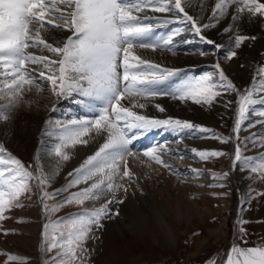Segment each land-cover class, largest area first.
<instances>
[{
	"label": "snow or ice",
	"instance_id": "obj_1",
	"mask_svg": "<svg viewBox=\"0 0 264 264\" xmlns=\"http://www.w3.org/2000/svg\"><path fill=\"white\" fill-rule=\"evenodd\" d=\"M186 4L187 0H0V101H3L0 103V120L8 121L11 110L22 102L32 103L26 99V92L35 88L40 93L46 87L57 99L78 97L77 104L96 113L90 119L73 118L63 123L46 121L44 135L56 139L50 154L58 158L49 172H45L39 152L34 158L33 172V165L26 167L0 144V154L6 153V157L0 158V165H4L0 168V220L6 218L5 211L18 206L19 197L29 190V182L35 180L41 190L40 198L47 218L43 225L41 249L45 256L55 252L44 264H89L88 241L97 238L95 232L103 227V220L118 215L109 205L123 203L122 199L117 200V193L121 189L126 192L127 188L118 181L132 180L134 174L129 168V158L138 159L141 155L133 150V141L143 133L158 128L175 133L187 130L189 135L192 132L211 133L212 138L228 142V138L189 121L154 119L138 114L134 109L145 108V102L161 95L182 102L190 100L198 105H211L217 97L235 92L238 100L234 132L239 139L242 125L254 110L253 106L264 105V65L257 67L251 86L244 90L238 89L225 75L219 62L214 65L215 76L213 73L187 76L172 91L159 90L168 77L178 74L177 71L143 59L135 49L155 51L164 48L171 51L173 37L184 29H177L167 38L152 42L153 29L169 21L153 24L154 17H141L139 13L149 9L153 13H174L177 19L183 14L181 23L190 24V29L208 44L214 42L206 40L202 29L214 27L211 21L219 22L228 16L233 6L230 16L233 22L245 12L250 16H264L262 0H216L210 22L200 24L198 18L185 11ZM230 30L232 25L224 29L225 32ZM50 32L68 35L54 37L53 43L45 35ZM246 39L247 36L236 34L234 48L239 49ZM220 47L216 45V51ZM236 56L237 52L233 50L224 58L231 61ZM122 101H128L131 106ZM156 107L160 112L165 110L159 105ZM52 111H56L55 105ZM257 115L264 117V111ZM260 122L264 123V120ZM93 131L103 137L99 149L69 173L72 179L65 188L48 192L47 188L61 164L70 159L66 149L87 144L83 138ZM165 151L162 146L146 149L142 155L147 161L141 163L151 167L154 162L179 178L180 173H172L171 166L163 160ZM192 151L201 161L224 155L220 151ZM235 162H240L241 170L258 173L264 180V156L255 162L249 157L242 159L241 148L237 145ZM196 175L198 177L199 173ZM81 184L86 186L78 188ZM74 187L78 190L64 200L47 202L56 201L58 196ZM87 201H92V206L83 208ZM67 205L80 206L82 210L71 217L52 218ZM240 232L244 233L245 229L241 227ZM243 242L247 243L246 240ZM7 260L25 264L12 255ZM225 264H264V245L248 248L234 245Z\"/></svg>",
	"mask_w": 264,
	"mask_h": 264
},
{
	"label": "bare ground",
	"instance_id": "obj_2",
	"mask_svg": "<svg viewBox=\"0 0 264 264\" xmlns=\"http://www.w3.org/2000/svg\"><path fill=\"white\" fill-rule=\"evenodd\" d=\"M262 2H264V0H262ZM215 3L216 0H187L185 11L193 16V18H198L200 24H206L211 20L212 9ZM234 7L235 6L230 8L229 15L221 18L219 22L211 21L215 26L202 29V35L205 36L206 40L213 41V44L220 45V51L221 53L224 52L225 56L229 51L234 50L237 52V56L231 61L225 58L223 60L226 63V70H228L232 76H235V79L239 80L242 78V75L248 78L252 70V64H254L253 66H257L258 60L264 59L262 58L264 56V19H262L264 16L257 15L253 17L245 12L241 14L240 19L233 22L230 16L233 14ZM153 14L154 13L149 9H145L144 12L138 15L141 17L145 15L152 17L154 16ZM160 16L161 17L156 20L153 19L151 23L156 24L158 21L164 20H168L169 23H160L159 27L153 29L154 33H168L170 35L177 29H182V25H185V27L189 25L180 23L183 18L177 19L174 13H161ZM229 25H232V30L225 32L224 29L229 27ZM247 32L256 35L254 40L248 38L251 42H248L245 48L235 50L230 39L233 35L235 36L236 34ZM187 33L193 34V38ZM45 35L50 42L55 43L54 37H63L68 35V33L50 32ZM193 45H195L198 51L192 50ZM210 45L205 41H201L194 30H190L183 35L173 37V43L170 46L172 49L171 51L165 50L164 48H157L155 51L148 48L147 50L146 48H138L135 49V51L138 55L144 56L143 59L158 64L165 69L174 68L177 64L183 68L182 75L192 76V72L193 74H195L196 71L199 72L198 70L204 67L205 64L213 62L211 60L216 58V55L215 57H210L211 55L204 51L207 47L206 50L210 52L211 47L214 46ZM188 49L189 52H186ZM30 51L36 50L30 49ZM201 52H203L204 55H201ZM48 55L51 54L49 53ZM44 90H46L47 93H37L35 88H33L31 92H26V99L32 101V103L27 104L22 102L18 107L11 110L9 114L10 119L8 121L0 120V144H3L5 149L17 151L23 150V148L29 144V147L32 146L38 150L45 172H49L53 169L54 162L58 158H56L54 154H50L51 149L56 143V139L55 137L44 135L46 121L51 119L53 123H63L73 118L90 119L96 115V113L90 112L85 107L77 104L75 101L78 97L76 96L57 99L47 87ZM44 94L49 95L48 97H44ZM223 96H226L224 101H230L232 99L230 95ZM228 97H231V99ZM220 100L223 101V97ZM159 101H164L165 103V114L172 116L181 113L182 116L189 117L190 119L195 116L194 119H196L197 122H201L204 127H206L205 125H207V127L210 125L209 128L213 130L219 127L222 119L226 120L231 118L229 115L230 110H227L229 106L225 104L224 101L223 103L219 101V98H216V103L213 102V105L216 106L211 110L212 107H210V105L206 107L204 105H182L180 103H174L170 98L164 96L163 98H154L145 102L146 107L144 111H150L151 115H160L161 117L164 113L160 114L158 112L159 109L156 107V103H159ZM0 103H3V101H0ZM122 103L126 106H131L128 101H122ZM151 103L152 105H150ZM53 105H55L56 111H52ZM170 107L171 111H175V113L170 112ZM141 110L140 108L134 109L137 113H141ZM166 117L167 116H165V118ZM223 123L225 125V121H223ZM133 131L135 132L137 130ZM206 135L207 133L196 132H192V134L189 135L187 130L185 133H175L171 130L158 128L147 131L140 135L139 139L134 140L133 150L141 155L138 159L129 158V168L134 176L131 181L127 179L118 181L125 185L127 191L125 192L121 189L117 193V200L122 199L123 203L113 202L109 205L112 212H118V215H113L106 220L107 222L103 225L105 230L112 229L116 233H123L129 230L131 226L138 224L147 230L148 234L155 239V242H159L160 239H162L165 243L172 241L174 244L178 245L179 238L184 235L179 233L180 223H182L183 220L191 223L190 225H192L193 228L197 226L195 219L198 218L203 223H212V221L209 222L208 217L210 215H215L217 210H214L210 204H207L205 198L196 202L193 196L194 193L206 192V190L203 189L205 187V176L210 177L209 175L211 174L207 172L208 170L215 171L214 166L211 164V158L207 161H201L192 150L223 152L224 155L215 157V159L222 164L221 173L225 172V167L228 162L227 159L230 155L227 145H220L215 139L208 138ZM83 139H86L88 143L78 144L75 147L66 149L67 153L70 155V159L61 164L58 174L54 176V179L59 181L72 179L69 173H72L74 169L79 167L88 156L93 155L103 143V137L97 136L94 131ZM155 146H162V149H166L162 158L171 166L172 173H175L173 167L182 165L183 167L181 169L191 170V177L189 180L193 182L185 180V176L177 178L176 175L170 174L169 170L160 167L154 162H151V167H148L146 163H141V161H147V158L142 155L143 151ZM173 156H176L175 162L178 163V165L169 162L170 159L168 157L172 158ZM193 170L196 171L194 172ZM197 172L199 173L198 177L196 175ZM202 172L206 173L204 177L201 176ZM195 180L198 182L195 183ZM85 186L86 185L81 184L80 188ZM226 221L227 219L223 218L220 227L214 224L209 225L208 231L214 234L216 241L223 237L224 231H222V226ZM192 231L193 229L188 233ZM196 238L197 239L193 241L192 249L187 250V252L191 251L195 254L203 250V245L209 247L208 237H204L203 239L199 237ZM125 250L126 252H133L129 246L125 248Z\"/></svg>",
	"mask_w": 264,
	"mask_h": 264
},
{
	"label": "rangeland",
	"instance_id": "obj_3",
	"mask_svg": "<svg viewBox=\"0 0 264 264\" xmlns=\"http://www.w3.org/2000/svg\"><path fill=\"white\" fill-rule=\"evenodd\" d=\"M153 15L154 16L152 17H154L155 20L161 17V13H154ZM180 18H183V14H180ZM184 27L185 25H182V29H184ZM189 27L190 24L187 25L181 33L185 34L186 32H189L191 30ZM168 31L171 32L170 30ZM168 35V33L159 34L155 32L152 42H156V40H163V38H167ZM188 35H191V38H193V34L189 33ZM240 35L249 36L248 38L251 40H254V37L256 36L252 33L249 34L248 32L241 33ZM232 38L230 41L234 45V40ZM249 39H246L241 47L235 50L245 48V45H247L248 42H251ZM212 45H210L212 46L210 52L206 50L207 47L204 51L211 55L210 57H215L216 55V58L211 60L213 62L205 64L204 67L198 70L199 72L196 71L195 74L192 72V76L198 77L208 73H213L215 76L216 69L214 68V65L219 62L225 72V75L232 80L238 89L244 90L249 88L252 84L255 70L259 65H264V59H261L262 61L258 60L257 66H253L254 64H252V70L249 73L248 78L242 75V78L238 80L235 79V76H232L228 70H226V63L223 60L225 53L222 52V54L220 49L219 51H216V44ZM192 50L198 51L196 50L195 45H193ZM186 52H189V49ZM141 57L143 58L144 56ZM262 58H264V56ZM160 67L162 68V66ZM168 69L175 70L178 74L176 76L168 77L164 83L160 85L159 90L161 92L172 91L178 86L183 78L187 77V75H182L183 68L177 64L176 67ZM216 78L218 79V76H216ZM43 93H47V91L44 90L42 94ZM44 95V97H48L49 94ZM223 95H230L233 100L231 97H228L231 100L224 101L226 96ZM223 95L217 97V99L219 98V101H221L220 99L223 97L224 103L229 106V109L227 110H230L229 115L231 118L226 120L221 118L222 122H220L217 129L213 130L209 128L210 125H208V127L205 125V128L211 129L212 132L216 133L220 137L228 138V142L222 143L219 139L212 138L211 133H207L206 137L215 139L220 143V145H227L230 156H228L227 159L228 162L225 167V172L222 173L220 172L222 170V164L218 162L215 157L210 159L215 171L208 170L207 173L211 174L209 175L210 177L205 176V172L201 173V176H205V187L203 189L206 190V192L194 193L193 196V199H195L196 202L205 198L206 203L210 204L214 210H217L215 215H210L208 217L209 222L212 221V223H203L198 218L195 219L197 226L193 228V226L190 225L191 223L183 220V222L180 223L179 233L184 235L179 238L178 245L174 244L172 241L165 243L162 239H160L159 242H155V239L148 234L147 230L138 224L131 226L129 230L123 233H116L112 229L105 230L103 226V228L99 229L98 232H95V236L97 238L88 241L87 247L90 250L89 264H225L227 254L234 245H239L242 248L264 245V195H260V193H264V180L259 178L258 173H252L249 170H241L240 162H235V151L237 145L241 148L242 159L243 157H249L253 158V162H255L259 160L261 156H264V147L261 146L264 144V139H261L264 138V123L260 122L264 120V117L257 115L258 112L264 111V105L258 103L253 106L254 110L250 112L244 125H242V129L239 133V139H237L236 133L234 132V124L236 119V101L238 100V96L235 92H228ZM164 96L170 98L174 103H180L182 105L188 104L190 106L198 105L192 103L190 100L184 102L173 100L168 95L157 96L155 99L163 98ZM223 101L221 102L223 103ZM214 102L216 103V101ZM150 105H152V103ZM156 105H160L166 110L164 101H159ZM204 106L206 107L207 105ZM215 106L211 104V110H213ZM144 110L145 109L143 108L140 111L141 113L138 114L147 115L148 117L154 119H162L163 117V119H169L170 117L171 119L189 121L194 125L204 127L201 122H197L196 119H194L195 116L192 119L182 116L181 113H179L180 115L171 116L165 114V110L163 112L158 110L160 114L165 112L160 117V115L154 116L150 114V111L145 112ZM170 112L175 113V111H171V107ZM165 116L167 117L165 118ZM223 121H225V125ZM23 150L17 151L6 149V152L11 153L13 156L20 159L26 167L30 164L33 165L31 170L35 172L34 158L37 155L38 150L32 146L29 147V144H27ZM4 157H6V153L0 154V158ZM175 157H168L170 159L169 162L178 165V163L175 162ZM2 167H4V165H0V168ZM182 167V165H179V167H173V170H175V172H179L180 176H185V180L193 182L192 180H189L191 177V170L181 169ZM225 173H227V175H224ZM70 180L71 179L59 181L53 178L47 188V191L53 192L63 189ZM197 182L198 181L195 183ZM78 188H80V185ZM78 188H71L67 192L58 196L56 201L47 202L51 204L62 201L71 193L76 192ZM40 197L41 190L37 182L32 180L29 182V190L21 195L16 202L18 206L11 207L9 210L5 211L4 216L6 218L0 220V264H16L15 261L9 262L7 260L9 255L20 258L25 261V264H44L46 259L51 260V257L55 255V252L53 251L45 256L41 249L43 225L47 222V218L44 214L43 202ZM92 203V201H87L82 207H91ZM81 210L82 208L80 206L67 205L60 209L52 218L59 219L71 217L79 213ZM223 218L227 219L226 223L222 226L224 235L220 240L216 241L214 234L208 231L209 225L214 224L220 227ZM106 220L108 219L102 221L103 225L107 222ZM241 221H244V223H241ZM241 227L245 229L244 233L240 232ZM192 229L193 231L188 233ZM196 237H199L200 239L208 237L209 247H205V245H203V250H200L195 254L191 251L187 252V250L192 249L191 247L193 245V241L197 239ZM241 237H243V239H241ZM244 240H246L247 243H244ZM128 246L133 250V252H126L125 248H128Z\"/></svg>",
	"mask_w": 264,
	"mask_h": 264
}]
</instances>
